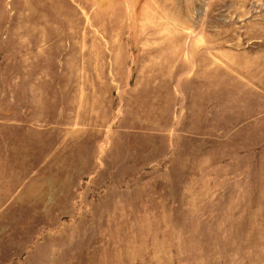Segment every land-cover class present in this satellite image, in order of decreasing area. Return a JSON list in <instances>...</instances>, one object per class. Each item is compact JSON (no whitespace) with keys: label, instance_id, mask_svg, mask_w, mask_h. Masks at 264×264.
I'll use <instances>...</instances> for the list:
<instances>
[{"label":"rangeland","instance_id":"374dc122","mask_svg":"<svg viewBox=\"0 0 264 264\" xmlns=\"http://www.w3.org/2000/svg\"><path fill=\"white\" fill-rule=\"evenodd\" d=\"M0 264H264V0H0Z\"/></svg>","mask_w":264,"mask_h":264},{"label":"crops","instance_id":"0c3cea01","mask_svg":"<svg viewBox=\"0 0 264 264\" xmlns=\"http://www.w3.org/2000/svg\"><path fill=\"white\" fill-rule=\"evenodd\" d=\"M44 77H45L44 75H43V77H41V78L37 77V78H36V82H41V81H43V80H44ZM40 94H41L42 96L44 95V93H40ZM5 126L8 127V124L6 123Z\"/></svg>","mask_w":264,"mask_h":264}]
</instances>
